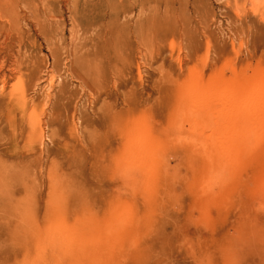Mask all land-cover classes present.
Listing matches in <instances>:
<instances>
[{"label": "rangeland", "instance_id": "rangeland-1", "mask_svg": "<svg viewBox=\"0 0 264 264\" xmlns=\"http://www.w3.org/2000/svg\"><path fill=\"white\" fill-rule=\"evenodd\" d=\"M67 1L49 0L48 14L39 5L34 24L36 30L37 25L47 27L53 47L61 49L56 86L69 80L70 72L63 69L70 64L66 48L72 3L89 5L74 14L81 23H87L86 15L95 16L89 19L94 25L107 20L95 13L97 0H69V5ZM98 2L109 11L106 2ZM113 4L120 10L115 29L121 32L124 12L133 25L127 50L130 63L115 70L116 78L123 74L130 85L123 88L121 79L108 80L115 71L106 58L94 61L75 48L71 61L75 54L87 62V75L95 76L99 84L83 92L80 86L74 97L77 109L93 118L95 129L89 131L99 142L83 150L81 166L72 173L69 162L76 144L72 129L65 133L66 146L43 138L44 148L59 149L48 162L42 156L43 161L27 169L0 170V264H67L68 259H74L73 264H210L225 239L242 240L235 257L240 264H264V167L259 157L252 153L245 167L210 163L203 142L216 137L208 129V117L197 124L195 111L184 115L191 102L175 95L193 67L203 71V88L214 71H220L225 81L233 71L245 69L248 75L258 71L264 63V0H142V5L113 0ZM140 9L145 14L142 26L135 20ZM88 32V38L96 36ZM53 51L38 35L35 53L47 61L48 70L54 64ZM215 82L207 89L225 87L221 80ZM85 93L90 94L88 100L81 97ZM175 105L180 106L178 114L172 110ZM218 108L212 104L208 114L215 117ZM124 110L130 124L143 122L151 127L152 140L160 142L150 164L144 150L133 145L131 154L143 156L129 158L125 165L118 123H110L111 116L120 120ZM68 121L79 135L81 122L70 114L53 117L45 134L51 137ZM136 132L133 129L132 135ZM261 139L263 150L264 136ZM61 226L73 233L66 234ZM68 247L71 250L65 251Z\"/></svg>", "mask_w": 264, "mask_h": 264}, {"label": "bare ground", "instance_id": "bare-ground-1", "mask_svg": "<svg viewBox=\"0 0 264 264\" xmlns=\"http://www.w3.org/2000/svg\"><path fill=\"white\" fill-rule=\"evenodd\" d=\"M103 1L107 3L109 11L101 8L98 0L94 3V11L97 15L102 14L103 19L106 17L107 20L104 24L97 25L89 21L95 16L86 15L87 23H81L74 18L79 8L89 9L86 2L80 4L74 1L72 3L70 45L66 48L70 64H64L63 69L66 73L70 72L69 80L66 83L64 80L58 87L55 81V69L61 62V49L59 46L53 47L55 40L52 34H48L47 27L37 25L38 30H36L34 25L38 20L39 5L47 14L49 13V0H0V170L18 171L33 167L40 160H44L42 156L48 162L49 157L58 155L59 149H50L48 146L44 148L43 138L46 143L54 142L58 146H66L65 133L72 129V134L76 135L75 148L72 150V159L69 162L72 173L71 169L81 166L83 150L87 146H92L96 141L99 142L97 136L89 131V127L95 129V126H91L93 118L88 111L77 109L78 98H74L80 86L83 92L89 85L97 88L98 82L95 76L87 75L90 67L87 62L81 61L80 57L75 54L71 61V56L77 47L78 53L84 50L87 52H83L84 55L94 61L106 58L112 71L119 69L118 67L123 66V63L128 65L130 61L127 50L130 46V28L133 26L130 24L129 15L124 12L125 23L120 27L121 32H118L115 29L118 26L115 21L118 20L120 10L116 8V4H113V0ZM133 1L137 5H142V0ZM69 3L68 0L66 4L69 5ZM139 7L143 8V6ZM144 16L142 9L137 11L135 20L140 26L143 25ZM104 25L106 31L102 30ZM135 28H138V24ZM88 31H91L93 35L95 33L96 36L88 38ZM38 35L42 37L46 49L55 50L52 52L54 64L51 70H48L46 66L47 61L42 62L36 56L35 46ZM213 74L214 77L210 79L212 81H208L206 88H203L200 82L203 76L202 69L191 68L188 71L185 85L175 94L191 102L187 106L185 116L195 111L194 120L199 125L204 124L203 120L208 117V129L216 138L213 141L203 142L207 152L206 156H210L212 164L226 161L231 165L238 164L245 167L253 153L259 157V165L264 167V158H261L264 156V147L262 150L260 145L261 137L264 136V63L253 75H248L245 69H241L239 73L233 71L231 79L226 81L220 71H214ZM116 76L117 71L108 80L121 79L123 88L129 87V79L123 74L118 79ZM215 80L217 83L221 80L220 85L225 87L219 86L217 90L216 88L207 89L208 86L216 84ZM81 97L88 100L90 94L89 96L86 93L81 94ZM212 104L219 105L218 111L213 112L216 118L210 112L208 114V109ZM179 108L180 106L175 105L172 110L178 114ZM57 114H70L72 119L77 117L81 122L79 126L81 133L79 135L75 133V125L72 121H68L64 129L58 126L57 131L51 137L46 135L51 119ZM121 116L120 120L111 116L110 123H118L120 153L125 165L128 164L129 158L140 160L143 155L147 156L146 159L150 161V164L154 159V150L160 144L152 140L151 127L141 121L130 124L127 110L122 111ZM213 120L217 123L212 122ZM218 123H224L225 126L222 124L219 126ZM111 124L108 126L109 130L112 129ZM133 129L137 131L135 136L132 135ZM193 132L190 130V137L194 134ZM111 135L115 136V133ZM237 144L241 145L239 149H236ZM133 145L138 151L144 150V154H131L130 149ZM157 166L161 167L159 161ZM126 172L125 170L123 173L125 181H127ZM207 178L210 177L207 176ZM261 182L264 184V177ZM60 230L66 231V234L73 233L65 226H61ZM68 245L71 247L72 243L69 242ZM69 247L65 248V251H70ZM74 262V259L66 261L67 264Z\"/></svg>", "mask_w": 264, "mask_h": 264}, {"label": "clouds", "instance_id": "clouds-1", "mask_svg": "<svg viewBox=\"0 0 264 264\" xmlns=\"http://www.w3.org/2000/svg\"><path fill=\"white\" fill-rule=\"evenodd\" d=\"M241 243L242 240L225 239L220 243L219 250L210 264H240L235 257Z\"/></svg>", "mask_w": 264, "mask_h": 264}]
</instances>
